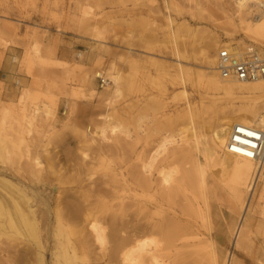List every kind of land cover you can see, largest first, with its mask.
Here are the masks:
<instances>
[{
    "label": "rangeland",
    "instance_id": "1",
    "mask_svg": "<svg viewBox=\"0 0 264 264\" xmlns=\"http://www.w3.org/2000/svg\"><path fill=\"white\" fill-rule=\"evenodd\" d=\"M232 23L219 0H0V180L29 193L39 217L34 232L0 226V264L121 263L113 252L114 236L124 231L112 232L108 224H103L108 235L103 246L86 235V246H76L77 258L71 255V230L44 225L41 218L46 209H55L46 205L56 196L52 187L63 205L89 200L97 212L106 201L116 210L119 201L132 205L134 169L163 137L190 138L196 131L207 140L219 119L255 104L257 99L231 95L224 85L204 89L198 82L200 74L212 76L206 61L216 51L209 43H252L240 32L228 36L225 26ZM110 68L119 76L117 97L111 81L102 86L95 76L101 73L107 80ZM32 110L36 118L28 124ZM105 117L121 132L90 145L87 136ZM33 156L44 163V171L30 167ZM179 157L163 161L178 171L176 178L185 177L194 163L189 156ZM198 159L211 195L210 236L198 213L200 193L186 181L169 203L170 215L182 217L198 239L208 238L220 263L231 253L237 264H264V177L254 180L249 198L252 240L248 249L234 248L241 211L224 187L230 175L216 157ZM3 191L0 199H13ZM135 209L127 213L137 216ZM177 243L180 254L165 256L163 264H206L204 255L189 256L191 250L182 248L198 240Z\"/></svg>",
    "mask_w": 264,
    "mask_h": 264
},
{
    "label": "bare ground",
    "instance_id": "2",
    "mask_svg": "<svg viewBox=\"0 0 264 264\" xmlns=\"http://www.w3.org/2000/svg\"><path fill=\"white\" fill-rule=\"evenodd\" d=\"M219 1L222 2L233 21L232 24L225 26L227 35L232 37L233 33L240 32L252 43L254 42L259 45L261 47V54H264V13L260 12V7L264 8V0ZM242 43L240 40V42L228 45L227 47L230 50H235ZM209 44H211L216 53L222 47L218 39ZM216 53L213 58L206 61L207 69L212 76L207 78L206 74H200L198 75L199 78L197 77L200 86L204 89L215 88L219 90L224 85L231 95L246 99H257L255 104L244 105L234 115L224 116L219 119L211 129L210 138L207 140L203 134H198L196 131L191 133L190 138L187 136H179V138H173L174 136L163 137L157 149L149 154L145 160H140L136 166L137 169H134L133 175L131 174L133 176L132 183L134 184V203L132 205L125 204L124 206L123 202L119 201L121 206H116L118 207L116 210L113 208L115 204L111 205L110 203L109 205L110 201H106L103 202V210L98 212L94 210L91 206L92 202L89 200L84 201V203L87 202L86 205H79L78 203L63 205L58 188L52 187L55 188L53 190H55L56 196L50 200L47 198L46 205L54 204L56 210H51V212L50 209H46L48 211L41 218L46 223L44 225L63 226L67 230H71L70 236L67 237V245L73 257L77 258L76 246L79 244L86 246L82 242V238L86 235L91 238L93 243L103 246L106 236H108L103 224H108L112 232L124 231L123 236H119L118 238L114 236L117 243L113 252L117 256H120V258L117 257V259L121 260V263L118 262L120 264H163L162 260L164 259L162 258L165 256L180 254L175 245L177 242L187 243L189 239L198 240L197 244L186 246L184 245L185 243L182 244V248H189L191 250L188 253L189 256L201 253L206 259V264H237L231 253L225 257L224 262L220 263L218 252L212 243L208 241V238L198 239V235L191 226L182 224V217L173 213L170 215L169 213V203L174 199L172 197H176L175 195L182 182L186 181L200 193L202 207H199L200 212L198 211V213L202 214L206 234L208 237L210 236L211 227L208 219V199L211 195L206 182V170L201 166L198 159L202 154L206 157H216L222 169L230 175L224 187L229 191L231 199L241 211L237 226L234 228L233 247L241 249L246 246L248 249L253 231L250 221L252 218L250 219L251 214H249L251 213L249 212V198L253 191V186H255L254 180H258L259 176L264 177V151H262L260 159L249 160L226 152L225 146L234 125L252 127L264 133V80L253 83H234L221 80L215 69ZM103 75L101 73L95 74L96 77H102ZM105 77L107 78V80L105 79V83H108V80L112 82L114 87L112 93L114 97H117L119 95V76L117 72L114 68H110L105 72ZM216 80H219V82ZM35 115V110H32V114L30 113L27 117L28 124L34 122ZM119 132L121 131H119L118 126L110 118L105 117L104 121L94 127V130L90 132L87 139L90 145H95L100 141L107 140L109 135H115ZM179 156H189L193 158L194 163L191 165V170H188L185 174V177L176 178L178 171L164 167L166 165H163V161ZM29 162L31 168L44 171V163L39 158L35 156L30 157ZM0 188L9 193L13 198L10 201L0 199V226L10 227L12 230H17L20 226H24L27 229L30 228L33 232L37 231L39 217L32 206L33 204H31L32 200L28 198L30 194L28 193V195L22 188L4 180H0ZM110 198L112 196L108 199ZM131 200L133 199L131 198ZM183 206L185 207V205ZM34 207L37 210L36 205ZM130 207L131 209L132 207H136L135 213L136 211L138 212V214L136 213L137 216L134 213L131 215L127 213ZM185 209L183 208L182 210L185 211ZM140 212L144 214L138 217L140 216ZM261 216L260 223L261 226H264L262 225L264 223V214ZM125 217L127 220L122 219ZM45 228L47 229V226ZM34 239L36 241L37 238L34 237ZM84 240L88 242L87 239ZM82 248L84 249L83 246Z\"/></svg>",
    "mask_w": 264,
    "mask_h": 264
},
{
    "label": "built area",
    "instance_id": "3",
    "mask_svg": "<svg viewBox=\"0 0 264 264\" xmlns=\"http://www.w3.org/2000/svg\"><path fill=\"white\" fill-rule=\"evenodd\" d=\"M264 8L260 7V12ZM256 16V15H255ZM215 69L223 81L234 83H253L264 80V54L255 44L247 42L235 50L220 47L215 57ZM102 86L105 79L99 77ZM264 148V133L244 125H234L227 140L226 152L258 160Z\"/></svg>",
    "mask_w": 264,
    "mask_h": 264
}]
</instances>
